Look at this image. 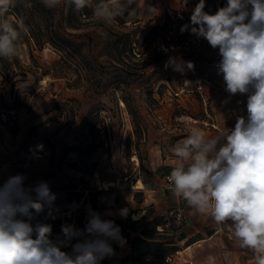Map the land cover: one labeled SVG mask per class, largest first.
<instances>
[{
	"label": "rangeland",
	"instance_id": "374dc122",
	"mask_svg": "<svg viewBox=\"0 0 264 264\" xmlns=\"http://www.w3.org/2000/svg\"><path fill=\"white\" fill-rule=\"evenodd\" d=\"M219 2L223 6L226 0ZM196 3L198 0H135L111 26L98 23L90 7L84 13L72 11L74 6L68 0H61L54 8L47 7L46 19L34 10L44 30L51 26L61 29L80 42L81 53H65L49 42L39 47L26 34L20 40L18 63L14 57L0 58V107L4 110L7 106L14 107L2 115L10 130L15 132L16 118L29 112L35 121L27 127L25 135L32 136L45 122H57L58 129H77L78 134L62 146V155L69 147L85 156L89 144L101 142L92 151H101L108 157L105 172L116 168L127 174L136 187L142 180L149 184L167 181V175L178 162L171 147L189 134L185 122L199 127L206 138H212L225 128L234 127L237 116H246V96H230L225 91L222 75L217 74L216 50L207 41L198 40L189 32H180L182 25L190 23ZM217 3V0H206L205 11L214 13L219 7ZM11 6L12 0L5 14L7 19H15ZM162 46L169 51H162ZM122 49H125L122 57L127 62L124 64L127 69L123 66V70L116 68L112 59ZM138 51H143L140 55L143 65L142 69L133 71V66L128 64L137 59L130 55L139 57ZM170 55L192 61L194 70L185 69L183 74L166 70L164 62ZM4 60L12 68L6 78L1 76L7 72ZM126 78L133 80L130 85L114 91L116 82ZM123 95L129 105L121 103ZM89 111H92L90 115ZM46 140L53 152L51 134ZM68 163L84 169L75 160ZM96 172L102 177L99 170ZM3 177L4 171L0 170V179ZM78 186L87 200L91 198L90 192L100 185L92 180ZM81 201L66 206L64 211L70 209L68 212L60 211L63 223L75 214L87 213L89 202L82 209ZM145 210L150 217L160 220L155 227L159 233L155 236L172 240L170 244L177 247L172 252V260L164 258V264L249 263L248 249L240 248L227 228L221 227L201 245L182 250L189 239L181 238L183 222L178 210L170 207L159 212L152 205H146Z\"/></svg>",
	"mask_w": 264,
	"mask_h": 264
},
{
	"label": "clouds",
	"instance_id": "9594fccd",
	"mask_svg": "<svg viewBox=\"0 0 264 264\" xmlns=\"http://www.w3.org/2000/svg\"><path fill=\"white\" fill-rule=\"evenodd\" d=\"M43 2L54 8L61 0ZM68 2L76 12L90 7L98 23L111 26L134 0ZM10 4L11 0H0V58L19 56L20 40L27 32L23 21L14 24L7 19ZM205 8L206 0H198L190 23L180 32L216 50L217 74L230 96H246V116H237L233 128L212 138L185 122L189 134L171 147L178 162L167 177L168 188L197 214L227 228L240 248L254 253L255 264H264V0H226L214 13ZM162 51L169 49L162 46ZM164 68L183 74L194 70V63L170 55ZM29 152L38 159L44 145ZM27 179L18 173L0 182V264H101L115 255L113 243L126 245L120 226L90 206L83 228L64 222L54 234L47 221L58 218L57 196L47 181L26 185ZM128 212L123 208L118 215L127 218Z\"/></svg>",
	"mask_w": 264,
	"mask_h": 264
},
{
	"label": "crops",
	"instance_id": "0c3cea01",
	"mask_svg": "<svg viewBox=\"0 0 264 264\" xmlns=\"http://www.w3.org/2000/svg\"><path fill=\"white\" fill-rule=\"evenodd\" d=\"M217 1V5L220 6V0ZM10 111H13V108L4 110L0 107V170L4 171L2 179H6L9 175L22 173L28 178L25 182L26 185L47 181L52 192L57 196L55 206L59 211L63 212L68 204L65 185L70 182H91L95 180L92 172L95 174L96 170H99L102 179L114 182L108 188L96 186V200L102 215L120 217L118 212L123 208H127L130 214H134L136 211L143 213L146 205L154 206L159 212L173 207L182 217L181 238L183 241L189 239L182 250L201 245L221 229L209 217L197 214L185 201L174 197L166 180L157 184H149L142 180L144 186L136 187L130 182L127 174H122L116 168L109 172L104 171L109 160L101 151L94 150L83 156L78 151L69 149L62 155V146L66 142L68 144L78 134L76 128L58 129L56 128L57 122H45L39 126L35 134L28 136L25 135V131L31 123H34L33 115L29 112L19 115L15 120L18 126L17 130L13 132L7 125V120L4 121V117L1 115ZM11 116L15 117L16 115ZM50 131L52 132L49 133ZM50 134L54 142L53 152L50 151L46 140V136ZM40 143L44 145V152L39 153L40 158L27 160L25 155L29 149ZM71 160L77 161L78 164L82 163L84 169L69 166L68 162ZM128 250L129 245H125L122 249L115 251V255L111 257L112 264H120V256Z\"/></svg>",
	"mask_w": 264,
	"mask_h": 264
},
{
	"label": "trees",
	"instance_id": "16d2710c",
	"mask_svg": "<svg viewBox=\"0 0 264 264\" xmlns=\"http://www.w3.org/2000/svg\"><path fill=\"white\" fill-rule=\"evenodd\" d=\"M11 7L13 9L15 19H8L14 24H18L19 22L23 21V24L27 28L26 34H29L36 45L41 47L45 42H49L58 47L61 51L63 50L65 53L74 52L75 54L80 55L81 52L79 48V41H76L73 37L66 35L61 29H54L51 26L49 29L44 30V28L40 26V21L38 20L40 16L38 17L37 15L36 17L34 10H37L41 14V16L46 19L48 8L43 0H12ZM169 30H171L170 27ZM123 50L125 49L118 50L115 54V57L113 56L112 58L116 62L115 67L121 70H123L122 67L124 66V64H127V62H125V60L123 59L124 56L122 57ZM142 52L143 51H138L139 57L135 56V54L130 55V57H134L137 59L131 60L128 64L133 66V71L142 69V57H140ZM30 56L33 57L32 52H30ZM14 60L18 63L17 57H14ZM4 62L7 64L5 65V68L7 67V72L1 74V76L3 78H6L8 76V71H10L12 68L9 67V61L4 60ZM124 67H126L127 69V66ZM132 81L133 80L131 78L122 79L116 82V84L113 86V89L114 91H116L117 89L124 90L125 87L130 85ZM122 100L125 102V104L129 105L124 95L122 97ZM9 108L14 107H6V109ZM91 112L92 111H89L88 114L90 115ZM101 145V142L89 144L86 153H91L93 149ZM68 149L70 148L68 147ZM78 184L79 183L76 182H70L69 184L65 185L68 203H70L71 206H74L82 200V209H85L87 201V203L89 202V206L92 210L99 212V206L96 200L97 190L90 192L91 198L86 200L85 195L81 193V190L77 189L79 188ZM60 213L61 212L59 211L57 219L47 221L53 224L54 234L60 233V226L63 223ZM86 216L87 213H85L84 215L75 214V216L73 215V218H69V221L73 222L77 227L83 228L86 223ZM102 216L105 219L114 220L115 223L120 226L121 234L127 241L126 245H129V250L120 256V264H164L163 259L165 258V256L171 254L173 250L177 249L175 244H170L173 243L172 240H161L160 238L155 236L156 233H159V231L156 230L155 227L160 223V220L158 219V217H150L146 210L137 219H133L130 213H128L127 218L115 217L112 215ZM38 219L42 220L43 215L41 217H38ZM74 242L75 241H73V243ZM113 248L115 249V251L122 249L115 243H113ZM65 251H70V249H65ZM101 264H112L111 257H106L103 261H101Z\"/></svg>",
	"mask_w": 264,
	"mask_h": 264
},
{
	"label": "bare ground",
	"instance_id": "6f19581e",
	"mask_svg": "<svg viewBox=\"0 0 264 264\" xmlns=\"http://www.w3.org/2000/svg\"><path fill=\"white\" fill-rule=\"evenodd\" d=\"M121 103H124V101L121 99ZM95 175H96V177H95V180H96V182L100 185V187H102V188H108L110 185L112 186V184H114V182L112 181V180H107V179H102L100 176H99V173L98 172H95ZM137 186H143V182H139L138 184H137ZM68 211H70V209H68V210H66V211H63V212H68ZM142 213L141 212H139V213H137V212H135L134 214H133V216H136V217H139L140 215H141ZM64 222H67V223H73V222H71V221H64Z\"/></svg>",
	"mask_w": 264,
	"mask_h": 264
},
{
	"label": "built area",
	"instance_id": "2783aa9c",
	"mask_svg": "<svg viewBox=\"0 0 264 264\" xmlns=\"http://www.w3.org/2000/svg\"><path fill=\"white\" fill-rule=\"evenodd\" d=\"M134 1H135V0H134ZM1 115H3V113H2ZM4 121H6V118H4ZM25 157H26L27 160H29V159H30V160H32V159H36V158L32 157V155L30 154V152L26 153ZM95 177H96V176H95ZM167 177H168V175H167ZM96 183H97V182H96ZM77 189L80 190V188H77ZM67 206L70 207V206H71L70 203H68ZM246 255H247V259H248V261H249L248 264H255L254 253H253L251 250H247ZM172 256H173L172 253L166 255V256H165V260H166V261H170V260H172Z\"/></svg>",
	"mask_w": 264,
	"mask_h": 264
}]
</instances>
